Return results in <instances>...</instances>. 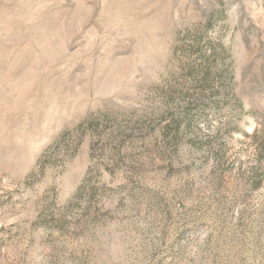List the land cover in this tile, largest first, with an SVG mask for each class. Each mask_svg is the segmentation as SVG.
<instances>
[{"label": "rangeland", "instance_id": "1", "mask_svg": "<svg viewBox=\"0 0 264 264\" xmlns=\"http://www.w3.org/2000/svg\"><path fill=\"white\" fill-rule=\"evenodd\" d=\"M0 264H264V0H0Z\"/></svg>", "mask_w": 264, "mask_h": 264}]
</instances>
